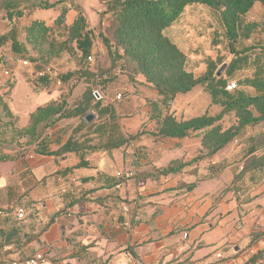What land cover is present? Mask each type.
<instances>
[{
  "label": "crops",
  "instance_id": "crops-1",
  "mask_svg": "<svg viewBox=\"0 0 264 264\" xmlns=\"http://www.w3.org/2000/svg\"><path fill=\"white\" fill-rule=\"evenodd\" d=\"M76 4L93 41L86 57L76 52L23 66L24 60L11 55L10 43L0 48V94L8 92L5 100L18 128L28 124L37 108L60 99L73 114L46 129L40 139L41 150L57 152L71 140L72 151L56 156L11 153L12 160L0 161V260L41 253L48 264H119L129 256L139 264H264V148H257L254 140L264 132V122L245 128L211 158L189 164L203 149L204 131L181 140L151 137L155 120L166 114L161 96L142 76L131 82L119 65L111 69L98 29L105 6L97 0ZM69 7L65 2L66 26L77 15ZM256 7L263 6L256 4L252 12ZM252 12L245 22L256 23L258 29L240 44L264 46V13L254 19ZM58 14V9L34 11L10 21L0 14V36L14 28L22 42L32 20L52 27ZM214 19L207 7L188 8L168 35L180 49L176 34L191 31L210 34L211 43L222 39ZM51 38L64 40L66 27H54ZM259 54L258 49L251 52L245 68H253ZM227 56L226 66L232 59ZM99 68L104 75L93 78ZM187 70L200 77L206 65L199 75ZM16 71L21 75L12 82ZM19 87L24 100L10 106L12 90ZM197 89L196 94L206 96L204 114L217 115L221 107L211 104L202 86ZM243 91L255 95L250 87ZM177 96L169 108L177 120L204 115H190L191 102H176ZM84 112L94 121L86 124ZM230 119L233 114L223 118L224 129L232 125ZM172 161L188 165L175 174L145 177ZM18 210L23 219L17 218Z\"/></svg>",
  "mask_w": 264,
  "mask_h": 264
},
{
  "label": "trees",
  "instance_id": "trees-1",
  "mask_svg": "<svg viewBox=\"0 0 264 264\" xmlns=\"http://www.w3.org/2000/svg\"><path fill=\"white\" fill-rule=\"evenodd\" d=\"M65 2L73 10L70 0H0V14H4L9 21L21 19L34 11L59 10L52 27L40 20H32L24 29L22 42L17 40L16 29L13 28L0 36V48L10 43L13 58L28 63H47L48 60L63 55L75 56L76 52L80 53L81 58L86 57L93 43L91 34L87 31L86 20L82 12L78 11L73 22L66 26L69 10L63 8ZM100 3L105 9L99 14V38L107 49L111 69L119 65L127 72L131 82L135 77L142 76L161 96L159 103L165 108L166 114L155 120V129L149 133L151 137L181 140L204 131L203 149L190 164L211 158L245 128L264 122V46L240 44L243 40H249L257 31L258 25L247 23L245 19L256 4L264 7V0H100ZM195 6L207 7L215 14L217 38L221 34L227 54L232 56L218 78L216 72L224 64L222 58H217L216 63L208 59L205 73L195 77L186 69V55L168 35V30L180 20L184 12ZM106 17L107 21L104 23ZM54 27H66L64 40L56 41L51 38ZM211 43L218 46L219 38ZM257 49L260 54L253 59L252 76L238 80L242 87L252 88L255 95L238 90V86L233 92H227L225 88L228 80L234 78L236 72L245 69L249 54ZM74 73L76 72L67 73L65 77L70 78ZM104 73L99 68L92 77H100ZM196 86H202L209 95L211 104L220 106L221 111L215 116L204 114L188 120H177L169 112L170 104L177 95L187 94ZM7 94V91L0 94V161L12 160L11 153H14V157L27 152L56 156L72 151L71 140L57 152L40 149V139L46 129L61 119L72 117L73 114L66 109L65 99L37 108L30 115L28 124L24 128H18L5 100ZM229 114H233L234 122L224 129L222 121ZM85 115L86 112L82 114ZM257 139H261L258 144ZM254 140L257 148H264V132L257 134ZM186 165L188 164L172 161L156 175L145 177L175 174Z\"/></svg>",
  "mask_w": 264,
  "mask_h": 264
},
{
  "label": "rangeland",
  "instance_id": "rangeland-1",
  "mask_svg": "<svg viewBox=\"0 0 264 264\" xmlns=\"http://www.w3.org/2000/svg\"><path fill=\"white\" fill-rule=\"evenodd\" d=\"M97 1L100 3V0H97ZM76 2H79V0H70L71 6L73 7V9L76 13L78 11L82 12L81 6L77 5ZM95 2H96V0H95ZM263 13H264L263 7L261 9L256 7V9L252 12L251 18L256 19V18L260 17ZM215 27L217 28V25ZM176 35H177L176 37L179 39L180 47H181L183 53L187 57V61H188V64H187L188 68L187 69H189L190 71H193L194 73H196V75H199L201 72H203V70L205 69L206 61L208 59L211 61H214L215 63L217 61V58H222L224 63L227 61V57H228L226 54L227 51H226V48L224 46V41L222 39H219L220 43L218 46H214L212 43H210L211 35L208 33H204L202 31H200L198 33L191 31V32H188V34H186V35H184L183 33H182V35H178V34H176ZM98 42H100V40H98ZM219 68H220V66L218 67V69ZM8 69H10V67ZM251 70H253V68H245L242 72H236L234 75V78L229 79L228 82H230V83L231 82H237L238 90L239 89L245 90V87H242L238 80L240 78L249 76ZM19 75H21L20 72L16 71V73H15L16 78H11L12 82L15 79H19ZM16 82L20 86L19 81L16 80ZM9 85H11V83ZM14 90H12V95H10L11 96L10 106L13 105L16 107L19 105V103H21L24 100V98H23L24 88L19 87L15 91ZM197 90H199V89H197V86H196L192 89L191 92H189L185 95H178L177 96L176 102H180V101L191 102L190 106H191V109L194 111H191L190 115L204 114V110L206 107L205 105H203L204 98H206V96L203 93H200V94L197 93L196 94ZM189 94H191V95H189ZM190 96H191V98H190ZM213 109L214 108H212V110ZM209 114L214 115L212 112H210ZM225 121H222V127H223V125H225V124H223V123H225ZM227 122H229L231 125V124H233L234 119L232 121H231V119H230V121L227 120ZM226 125H229V124L226 123ZM248 131L250 132V129H248ZM252 131L254 132V130H252ZM260 141H261V139H257L256 143L258 144Z\"/></svg>",
  "mask_w": 264,
  "mask_h": 264
},
{
  "label": "built area",
  "instance_id": "built-area-1",
  "mask_svg": "<svg viewBox=\"0 0 264 264\" xmlns=\"http://www.w3.org/2000/svg\"><path fill=\"white\" fill-rule=\"evenodd\" d=\"M87 61L89 63L93 64L95 69H96V62L91 57H88ZM22 65L23 66H28V62H26V61L22 62ZM49 71H50L49 69L46 70V72H49ZM236 89H237V84L235 82H231V83L229 82L226 85V88H225V90L227 92H233ZM93 95H95V97L99 96L98 91H94ZM117 99H119V97H117ZM129 176H130V174H124L123 175V177H125V178H129ZM16 215H17L18 219H23L24 218V213H23L22 210H18ZM0 261H6L7 264H48L47 260L45 259V256L43 254H41V253H35L32 256H30V257H28L26 259H23V260H11V261H8V260H5V259H1ZM119 264H139V262L135 258L129 256L126 259V261L121 262Z\"/></svg>",
  "mask_w": 264,
  "mask_h": 264
},
{
  "label": "water",
  "instance_id": "water-1",
  "mask_svg": "<svg viewBox=\"0 0 264 264\" xmlns=\"http://www.w3.org/2000/svg\"><path fill=\"white\" fill-rule=\"evenodd\" d=\"M225 68H226L225 64L221 65L218 71L216 72V77H220L222 73L224 72ZM83 120L86 124H90L91 122L94 121V116L92 114H87L84 116ZM62 231H63V228H62Z\"/></svg>",
  "mask_w": 264,
  "mask_h": 264
}]
</instances>
